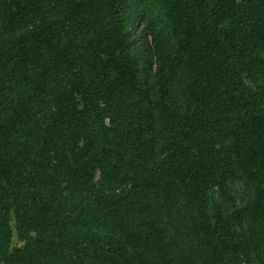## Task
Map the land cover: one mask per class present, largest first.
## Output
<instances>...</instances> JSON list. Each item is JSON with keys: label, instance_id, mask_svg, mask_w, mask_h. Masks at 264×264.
<instances>
[{"label": "trees", "instance_id": "obj_1", "mask_svg": "<svg viewBox=\"0 0 264 264\" xmlns=\"http://www.w3.org/2000/svg\"><path fill=\"white\" fill-rule=\"evenodd\" d=\"M0 264H264V0H0Z\"/></svg>", "mask_w": 264, "mask_h": 264}, {"label": "rangeland", "instance_id": "obj_2", "mask_svg": "<svg viewBox=\"0 0 264 264\" xmlns=\"http://www.w3.org/2000/svg\"><path fill=\"white\" fill-rule=\"evenodd\" d=\"M141 27H142L141 24H138L135 32H137ZM19 245H20L19 242L15 238H13L12 246H19Z\"/></svg>", "mask_w": 264, "mask_h": 264}]
</instances>
